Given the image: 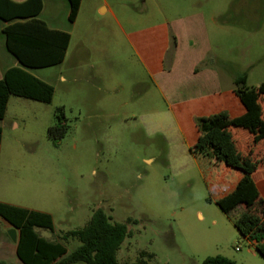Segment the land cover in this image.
<instances>
[{
    "label": "rangeland",
    "instance_id": "374dc122",
    "mask_svg": "<svg viewBox=\"0 0 264 264\" xmlns=\"http://www.w3.org/2000/svg\"><path fill=\"white\" fill-rule=\"evenodd\" d=\"M107 1L121 25L112 11H83L66 61L34 69L48 72L51 102L10 97L0 158L3 200L50 213L55 231L38 228L49 239L83 227L104 209L114 221L128 222L130 235L118 252L123 264L142 252L149 264H203L216 255L264 264V255L234 225L239 212L227 215L209 201L200 165L167 112L178 98L165 96L144 63L163 53L164 63L176 56L198 62L200 70L214 67L211 89L217 92L235 89L244 73L248 86H259L264 0ZM190 76L182 98L201 87ZM59 108L68 130L53 139L48 128ZM16 119L20 128L12 126ZM79 244L66 241L69 251Z\"/></svg>",
    "mask_w": 264,
    "mask_h": 264
},
{
    "label": "trees",
    "instance_id": "16d2710c",
    "mask_svg": "<svg viewBox=\"0 0 264 264\" xmlns=\"http://www.w3.org/2000/svg\"><path fill=\"white\" fill-rule=\"evenodd\" d=\"M82 0H68L69 18L75 21ZM43 0H0V19L7 22L3 31L7 50L17 59L18 66L6 69L0 79V119L4 118L12 95L49 103L54 96V86L35 76V68L55 65L64 60L70 44L69 32L52 29L39 17ZM247 75L234 80L235 93L245 106L242 115L232 117L223 110L196 118L203 137L215 147L232 167L246 171L230 194L217 200L221 210L229 215L237 206L246 209L234 220L240 234L252 241L264 255V200L260 197L253 178L254 162L243 158L239 152L233 129H244L256 144L264 140V82L248 86ZM68 130L62 108L57 112V123L48 128V136L62 139ZM0 127V149L2 142ZM0 216L18 231L17 255L24 264H123L118 252L130 235L128 222H117L104 209L98 208L81 228L69 230L58 239L42 236L38 228L55 231L53 216L45 211L30 209L0 201ZM78 239L80 244L69 251L66 241ZM142 252L140 258L129 264H149ZM151 256V255H149ZM0 264H8L0 261ZM203 264H237L223 256H209Z\"/></svg>",
    "mask_w": 264,
    "mask_h": 264
},
{
    "label": "crops",
    "instance_id": "0c3cea01",
    "mask_svg": "<svg viewBox=\"0 0 264 264\" xmlns=\"http://www.w3.org/2000/svg\"><path fill=\"white\" fill-rule=\"evenodd\" d=\"M13 1L24 2L26 0ZM102 2L104 3H101L99 0H92L89 2L87 9L85 0H82L79 13L75 21H71L69 18L70 6L68 0H43V8L39 14V17L43 19L50 28L69 32L71 34L72 40L73 28L75 27L83 11H88L91 13L98 12L99 10L102 12L112 11L114 17L121 25V22L110 3L107 0ZM103 4H105V6H103ZM6 25L7 22L3 21V24L0 28L2 38V42L0 44V79L3 78L6 69L19 65V62L14 56L13 59L15 60H10L12 59L10 58V55L12 54L7 50L6 37L3 31ZM175 28L177 29L176 24L174 25V29ZM168 40L169 35L165 30V53ZM70 44L62 62L35 69L53 68L63 64L68 57ZM147 60L148 61H144V63L148 70L153 72L154 81L160 90L165 94V96L178 98L177 101L175 100L174 102L168 104L167 112L172 113L176 118L177 126L181 131L189 152L200 165L203 179L208 188L209 201L217 204V200L235 190L241 179L245 176L246 171L243 169L234 168L225 161L221 153L215 147H213L205 137L201 135L197 128L195 118L199 116L210 115L223 110L228 111L232 117H236L242 115L245 112V106L241 102L240 98L236 95L234 89L222 92H217L211 89L212 83L217 82L218 76L217 70L214 67L209 66L200 70L197 66L198 62H188L176 56L174 59L169 60V62L164 63L163 53L157 57L149 56ZM38 71L43 73H34V69L32 70V73L42 80L52 84L47 79L48 72H45L44 70ZM189 76L191 79L194 77L199 78V80H201V87H199L196 93L190 97L182 98L181 90L186 89V82ZM62 79L66 81V75H63ZM21 119L25 125V117L23 116ZM5 123L6 114L4 118L0 119V127L2 129L0 158L3 151V134ZM184 125H187L188 128L185 129ZM12 126L14 128H20L21 123L16 119L12 122ZM233 133L239 152L243 158H251L254 162V171L252 175L255 180L259 195L264 200V140L256 144L253 140V136L244 129H233ZM0 201L6 202L3 200V193H0ZM245 209L246 205L241 204L237 206V208H235L232 212L238 211L239 216ZM200 215L203 216L201 213ZM0 224L2 225L0 228V261H6L8 264H24L17 255V242L13 241L9 235V230L13 226L1 216ZM4 229L8 230L7 234L3 233ZM250 241L252 244H255V241Z\"/></svg>",
    "mask_w": 264,
    "mask_h": 264
},
{
    "label": "water",
    "instance_id": "95a60500",
    "mask_svg": "<svg viewBox=\"0 0 264 264\" xmlns=\"http://www.w3.org/2000/svg\"><path fill=\"white\" fill-rule=\"evenodd\" d=\"M9 235L12 238L13 241L17 242V240H18V231H17V229L15 227H12L9 230Z\"/></svg>",
    "mask_w": 264,
    "mask_h": 264
},
{
    "label": "built area",
    "instance_id": "2783aa9c",
    "mask_svg": "<svg viewBox=\"0 0 264 264\" xmlns=\"http://www.w3.org/2000/svg\"><path fill=\"white\" fill-rule=\"evenodd\" d=\"M237 249H239V246H237Z\"/></svg>",
    "mask_w": 264,
    "mask_h": 264
}]
</instances>
